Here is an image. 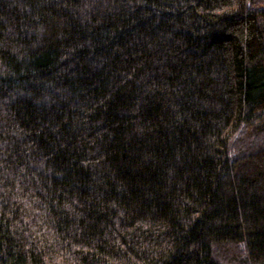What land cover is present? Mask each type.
Masks as SVG:
<instances>
[{"label": "trees", "instance_id": "16d2710c", "mask_svg": "<svg viewBox=\"0 0 264 264\" xmlns=\"http://www.w3.org/2000/svg\"><path fill=\"white\" fill-rule=\"evenodd\" d=\"M0 264H264V0H0Z\"/></svg>", "mask_w": 264, "mask_h": 264}]
</instances>
